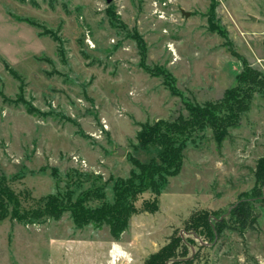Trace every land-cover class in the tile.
Here are the masks:
<instances>
[{
  "label": "rangeland",
  "instance_id": "rangeland-1",
  "mask_svg": "<svg viewBox=\"0 0 264 264\" xmlns=\"http://www.w3.org/2000/svg\"><path fill=\"white\" fill-rule=\"evenodd\" d=\"M242 60L264 74V0H0L7 187L23 208L58 195L94 209L122 184L136 186L125 192L134 212L117 239L104 223L75 226L68 211L31 224L1 220L0 264H143L173 235L193 239L192 264H264V188L251 196L264 158V93L219 146L208 129L195 131L178 171L152 176L156 191L134 162L155 155L137 146L143 125L219 100ZM243 198L250 229L226 228L210 244L184 231L202 209L235 227L228 213Z\"/></svg>",
  "mask_w": 264,
  "mask_h": 264
},
{
  "label": "trees",
  "instance_id": "trees-1",
  "mask_svg": "<svg viewBox=\"0 0 264 264\" xmlns=\"http://www.w3.org/2000/svg\"><path fill=\"white\" fill-rule=\"evenodd\" d=\"M169 91L175 93L172 87ZM258 92L264 93V74L242 60L241 70L235 75L234 86L226 89L219 100L203 104L185 103L186 118L178 116L174 121L143 125L136 134L137 146L142 150L152 149L155 155L145 163L134 162L139 174L145 178L143 181H147L146 185L156 191L157 183L152 176L161 179V174L173 175L178 171L181 150L195 131L208 129L216 146H219L228 137V130L238 125L241 116L249 108L253 94ZM254 177L251 196H262L264 158L257 161ZM135 187L129 182L122 184L115 189L111 204L103 203L94 209L84 208L79 199L70 203L68 197L62 199L58 195L42 197L41 204L37 207L23 208L19 198L7 187L4 177L0 176V221L7 218L16 223L31 224L42 218L57 220L63 212L68 211L75 226L80 227L90 222L104 223L108 225L109 235L117 239L129 214L134 212L132 206L124 202L125 192L131 194ZM249 205L248 199L243 198L230 209L228 218L235 227H227L225 219L212 211H192L184 223V231L191 238H200L206 244L212 243L226 228L243 232L250 229L253 223ZM154 210V207H144L143 211ZM192 242L193 239L183 240L180 236L173 235L156 252L151 253L143 264H192L194 257L190 255L189 247Z\"/></svg>",
  "mask_w": 264,
  "mask_h": 264
},
{
  "label": "bare ground",
  "instance_id": "bare-ground-1",
  "mask_svg": "<svg viewBox=\"0 0 264 264\" xmlns=\"http://www.w3.org/2000/svg\"><path fill=\"white\" fill-rule=\"evenodd\" d=\"M110 254L111 258L115 261V257L120 256L121 252L118 247L114 246Z\"/></svg>",
  "mask_w": 264,
  "mask_h": 264
},
{
  "label": "water",
  "instance_id": "water-1",
  "mask_svg": "<svg viewBox=\"0 0 264 264\" xmlns=\"http://www.w3.org/2000/svg\"><path fill=\"white\" fill-rule=\"evenodd\" d=\"M103 1H104V3L107 5V4H109L112 0H103ZM250 19H253V17L250 16Z\"/></svg>",
  "mask_w": 264,
  "mask_h": 264
}]
</instances>
